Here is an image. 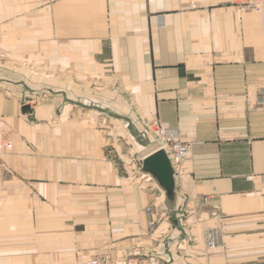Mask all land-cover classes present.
<instances>
[{
  "label": "crops",
  "instance_id": "obj_1",
  "mask_svg": "<svg viewBox=\"0 0 264 264\" xmlns=\"http://www.w3.org/2000/svg\"><path fill=\"white\" fill-rule=\"evenodd\" d=\"M263 87L264 11L235 0H0V264L264 261ZM154 119L189 148L172 198L131 133Z\"/></svg>",
  "mask_w": 264,
  "mask_h": 264
},
{
  "label": "built area",
  "instance_id": "obj_2",
  "mask_svg": "<svg viewBox=\"0 0 264 264\" xmlns=\"http://www.w3.org/2000/svg\"><path fill=\"white\" fill-rule=\"evenodd\" d=\"M241 7L254 10L264 11V0H235ZM249 103V102H248ZM264 105V87L260 88L257 92L255 107ZM147 129L154 136L156 141V148H162L165 150L171 165L174 169H178L183 161L187 158L189 153L188 145L183 142L179 137V131L177 128L168 127L163 125L157 119L146 123ZM13 148V141L10 130L7 129L5 123L0 117V155L9 153ZM142 161V160H141ZM141 167V163H140ZM145 215L147 218V226L149 230H153L156 227L157 220L154 217L151 207L145 208ZM205 244L207 247H215L217 245V239L215 232L207 231L204 235ZM80 264H164L156 261L151 256L142 254H131L120 260H116L109 255H100L93 258L84 260ZM251 264H264V261H258Z\"/></svg>",
  "mask_w": 264,
  "mask_h": 264
},
{
  "label": "water",
  "instance_id": "obj_3",
  "mask_svg": "<svg viewBox=\"0 0 264 264\" xmlns=\"http://www.w3.org/2000/svg\"><path fill=\"white\" fill-rule=\"evenodd\" d=\"M141 170L153 176L168 198H172L174 189V169L162 148L147 153L141 161Z\"/></svg>",
  "mask_w": 264,
  "mask_h": 264
},
{
  "label": "rangeland",
  "instance_id": "obj_4",
  "mask_svg": "<svg viewBox=\"0 0 264 264\" xmlns=\"http://www.w3.org/2000/svg\"><path fill=\"white\" fill-rule=\"evenodd\" d=\"M43 69V68H42ZM26 70H27V74L29 75L30 74V76L31 75H33V70H34V68L33 67H27L26 68ZM43 75H44V77H43V81L41 82V83H34V85H41V86H45V87H49V86H51V83L50 82H48L47 80H45L44 81V79L45 78H48V76H49V70L48 69H43V73H42ZM36 95V94H35ZM42 95V94H41ZM41 97V96H40ZM43 97V96H42ZM31 100V99H30ZM32 102H34V100H31ZM36 103V102H35ZM35 103H29V105H33L34 106V104ZM11 132V131H10ZM131 133L133 134V135H136V136H138L139 138H141L142 139V141H147V139H148V137L149 138H152V139H155L154 138V136L150 133V131L147 129V127H146V124H144V126H143V130H142V132H134V130H131ZM12 135V134H11ZM135 136V137H136ZM137 137V138H138ZM146 138V139H145ZM145 139V140H144Z\"/></svg>",
  "mask_w": 264,
  "mask_h": 264
}]
</instances>
